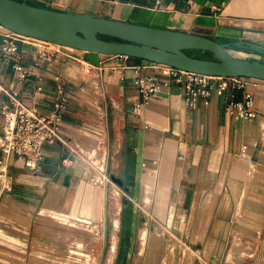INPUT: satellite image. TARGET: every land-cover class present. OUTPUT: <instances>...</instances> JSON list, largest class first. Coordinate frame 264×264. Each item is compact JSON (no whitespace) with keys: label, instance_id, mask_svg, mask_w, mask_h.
<instances>
[{"label":"crops","instance_id":"0c3cea01","mask_svg":"<svg viewBox=\"0 0 264 264\" xmlns=\"http://www.w3.org/2000/svg\"><path fill=\"white\" fill-rule=\"evenodd\" d=\"M27 1L264 45V0ZM4 32L0 27V43ZM229 50L264 60L262 49L232 44ZM14 63L27 68L25 79ZM134 65L142 73L159 70L139 57L41 40L0 51V83L25 103L48 111L58 86L68 94L63 140L44 145L38 171L14 154L6 158L0 147L7 171L0 178V237L27 249L42 243L34 261L49 264L42 250H57L60 234H96L77 241L91 240V257L101 256L111 186L123 201L112 231L113 264H264V79L213 89L192 105L182 84L171 82L137 106ZM245 92L253 95L252 119L225 110ZM6 103L2 94L0 137Z\"/></svg>","mask_w":264,"mask_h":264},{"label":"water","instance_id":"95a60500","mask_svg":"<svg viewBox=\"0 0 264 264\" xmlns=\"http://www.w3.org/2000/svg\"><path fill=\"white\" fill-rule=\"evenodd\" d=\"M0 24L13 31L59 45L121 54L212 75L264 79V60L236 56L221 42L184 30L119 20L84 11L62 10L27 0H0Z\"/></svg>","mask_w":264,"mask_h":264},{"label":"built area","instance_id":"2783aa9c","mask_svg":"<svg viewBox=\"0 0 264 264\" xmlns=\"http://www.w3.org/2000/svg\"><path fill=\"white\" fill-rule=\"evenodd\" d=\"M154 2L155 6H158L161 0H154ZM0 27L5 29L4 41L0 43V51L5 49L14 52L18 47V42L26 40H41L44 43H53L13 31L1 24ZM148 61L159 70L157 72L142 73L140 65L133 66L135 71L133 82L140 96L137 106L146 103L162 87L171 82L182 84L185 103L192 105L200 95L208 96L211 90H224L229 85L241 87L248 78L247 76L238 75L205 74L166 63ZM13 66L19 73V79L23 80L28 76V70L24 65L14 63ZM2 94L8 97V103L2 106L5 122L0 137V147L3 155L8 158L9 155L14 154L16 157L23 159L29 169L38 171L44 155V145L63 140L60 121L67 107L68 94L61 86H58L48 111L41 110L35 103H25L16 91L0 83V96ZM225 110L236 117L252 119L257 116V112L253 108V95L250 92H245L242 99L228 101ZM262 124L264 127V116ZM0 178L4 180L7 178V171L3 165L0 166Z\"/></svg>","mask_w":264,"mask_h":264},{"label":"rangeland","instance_id":"374dc122","mask_svg":"<svg viewBox=\"0 0 264 264\" xmlns=\"http://www.w3.org/2000/svg\"><path fill=\"white\" fill-rule=\"evenodd\" d=\"M115 188V186H114ZM111 186L107 188V211H108V217H107V233H106V243L104 245L103 251H101V256L98 257L96 255L91 257V251L92 248L89 246V240L85 243L82 241H77V239L80 240H87V238H91V236H97L96 234L92 235H86V234H64L59 235L57 237V240H55V244H58V249H46L42 250L43 252L47 251L49 255H41V258H48L47 263L56 264L55 261H58L59 258V264H80L78 262H81V264H113L115 263L116 259V253H117V246H116V235L112 233L113 227H114V219L116 218V215L118 213V207L122 204V199L120 196L117 197L118 200L113 197ZM118 216V215H117ZM85 225V224H84ZM90 227V226H89ZM46 237V235L42 234ZM22 241V240H20ZM91 242V240H90ZM42 243H33L32 246L27 249L26 244L24 242H18V243H9L8 239H3L2 236L0 237V264H35V251H40L39 247ZM18 245V246H17ZM86 245V247H85ZM89 245V246H88ZM92 247V245H91ZM90 250H88V249ZM71 250V251H70ZM85 250V251H84ZM88 250V252H87ZM75 251V252H74ZM74 254H73V253ZM90 252V253H89ZM133 262L136 261L138 258V253L135 251ZM69 253H72L70 255ZM85 253V254H84ZM120 253V252H119ZM170 252L168 251L166 255H168ZM76 254V255H75ZM83 254V255H82ZM89 256H87V255ZM82 255V256H80ZM85 255V257H84ZM87 256V257H86ZM54 258L51 259V258ZM91 257V258H90ZM87 258H90L87 260ZM40 259V258H39ZM235 263H238L240 261V258H234ZM85 260V261H84ZM87 261V262H86ZM73 262V263H72ZM132 262V263H133Z\"/></svg>","mask_w":264,"mask_h":264},{"label":"bare ground","instance_id":"6f19581e","mask_svg":"<svg viewBox=\"0 0 264 264\" xmlns=\"http://www.w3.org/2000/svg\"><path fill=\"white\" fill-rule=\"evenodd\" d=\"M88 224H89V223H88ZM89 243H90V244H89L90 246H89V245H88V246H89L90 248H92V247H91L92 242H90V240H89ZM85 247H86V245H85ZM86 249H88V248H86ZM88 250H90V249H88ZM88 250H87V252H88ZM70 251H71V250H70ZM84 251H85V250H84ZM74 252H75V251H74ZM72 253H73V252H72ZM72 253H69V254L72 255ZM89 253H90V252H89ZM73 254H74V253H73ZM84 254H85V253H84ZM75 255H76V254H75ZM82 255H83V254H82ZM82 255H80V256H82ZM86 255H87V254H86ZM87 256H88V255H87ZM87 256H86V257H87ZM82 257H83V256H82ZM84 257H85V255H84ZM88 257H89V256H88ZM88 259H90V258H87V260H88ZM84 261H85V260H84ZM86 262H87V261H86ZM78 263L81 264V262H78ZM82 264H83V263H82Z\"/></svg>","mask_w":264,"mask_h":264}]
</instances>
